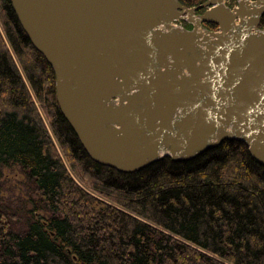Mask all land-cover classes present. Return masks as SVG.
I'll use <instances>...</instances> for the list:
<instances>
[{
    "label": "trees",
    "instance_id": "16d2710c",
    "mask_svg": "<svg viewBox=\"0 0 264 264\" xmlns=\"http://www.w3.org/2000/svg\"><path fill=\"white\" fill-rule=\"evenodd\" d=\"M0 21L11 47L0 33V176L18 166L32 205L18 231L0 208V264H264V167L245 143L135 173L100 165L62 115L55 72L10 0Z\"/></svg>",
    "mask_w": 264,
    "mask_h": 264
},
{
    "label": "water",
    "instance_id": "95a60500",
    "mask_svg": "<svg viewBox=\"0 0 264 264\" xmlns=\"http://www.w3.org/2000/svg\"><path fill=\"white\" fill-rule=\"evenodd\" d=\"M10 2L94 162L135 173L238 141L264 167V0Z\"/></svg>",
    "mask_w": 264,
    "mask_h": 264
},
{
    "label": "rangeland",
    "instance_id": "374dc122",
    "mask_svg": "<svg viewBox=\"0 0 264 264\" xmlns=\"http://www.w3.org/2000/svg\"><path fill=\"white\" fill-rule=\"evenodd\" d=\"M0 33L4 38L7 47L11 50L10 44L5 37V32L0 21ZM15 57V56H14ZM17 61V58L15 57ZM19 66V65H18ZM20 67V66H19ZM28 85V84H27ZM29 87V85H28ZM31 94L34 96L32 90ZM41 115L43 116L47 127L50 130L48 120L42 110L41 106L36 101ZM52 134V131H50ZM53 136V134H52ZM54 138V136H53ZM54 141L56 142L55 138ZM56 145L58 146L57 142ZM58 151L62 156L66 166L68 167L71 175L75 177L71 171L68 161L58 146ZM30 190L26 183V178L18 166L8 167L2 170L0 176V208L8 212V216L13 221V228L18 231L24 227L26 217L29 216L28 211L32 208L30 203ZM39 217H46L47 214L44 212H39Z\"/></svg>",
    "mask_w": 264,
    "mask_h": 264
},
{
    "label": "flooded vegetation",
    "instance_id": "af4514ba",
    "mask_svg": "<svg viewBox=\"0 0 264 264\" xmlns=\"http://www.w3.org/2000/svg\"><path fill=\"white\" fill-rule=\"evenodd\" d=\"M239 1H240V0H229V5H231L232 8H233L234 6H236V4H238ZM204 4H205V3H204ZM204 4H201V5H204ZM201 5L196 6V7H200ZM191 8H192V7H191ZM206 9H207V8L199 9V10L196 12L197 15L203 14V13L205 12ZM201 12H202V13H201ZM262 17H263V16H262ZM262 17H261V18H262ZM178 24H179L180 26H182V27L188 29V30H192V29H193V25L190 24V23L188 22L186 16L183 17V19H182L181 21H179ZM206 26H207V28H206ZM208 27H210L208 24H203V28H204V29H209ZM259 29H260V28H259ZM209 30H210V29H209Z\"/></svg>",
    "mask_w": 264,
    "mask_h": 264
}]
</instances>
